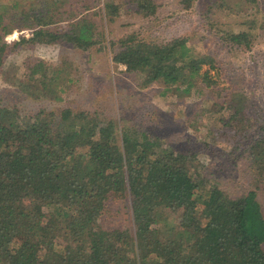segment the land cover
<instances>
[{
	"label": "trees",
	"instance_id": "obj_1",
	"mask_svg": "<svg viewBox=\"0 0 264 264\" xmlns=\"http://www.w3.org/2000/svg\"><path fill=\"white\" fill-rule=\"evenodd\" d=\"M133 1L143 16L156 15L154 0ZM191 1H184L185 9ZM104 10L113 21L120 7L111 0ZM85 17L70 16L62 33L47 28L52 18L40 20L30 38L9 45L0 13V70L23 43L66 42L83 52L100 45L101 35L96 38L95 24ZM224 42L251 45L243 34ZM110 44L112 61L145 87L161 83L164 94L188 95L198 84L203 91L216 87L213 59L196 53L186 38L156 44L133 33ZM68 81L66 70L38 61L19 86L31 97L60 102ZM232 100L237 106L230 120H241L243 99ZM249 153L260 183L264 137ZM257 193L231 196L206 176L196 152L165 148L160 138L121 119L73 109L26 115L0 104V264H264ZM114 201L127 209L129 224L107 228L101 219Z\"/></svg>",
	"mask_w": 264,
	"mask_h": 264
},
{
	"label": "rangeland",
	"instance_id": "obj_2",
	"mask_svg": "<svg viewBox=\"0 0 264 264\" xmlns=\"http://www.w3.org/2000/svg\"><path fill=\"white\" fill-rule=\"evenodd\" d=\"M110 1L0 0V13L11 32L4 37L9 45L30 38L40 20L52 18L47 28L67 32L73 14L86 16L96 26V38L101 35V44L86 52L66 42L13 48L0 70V104L26 115L73 109L121 119L127 127L160 138L165 148L196 152L206 176L231 196L258 188L264 216V180H255L249 159L253 141L264 137V0H192L189 9L185 0H154L158 10L150 17L140 14L133 0H112L120 7L113 21L104 10ZM133 33L156 44L186 38L196 53L213 59L214 91H203L198 84L191 95L175 90L164 94L161 83L141 85L138 76L112 61L110 43ZM239 34L250 48L224 42L225 36ZM38 61L66 70L72 78L60 95L62 101L22 91L21 80ZM233 98L243 99L241 120H230L237 106ZM109 209L101 219L104 226L129 224L122 202H111Z\"/></svg>",
	"mask_w": 264,
	"mask_h": 264
}]
</instances>
